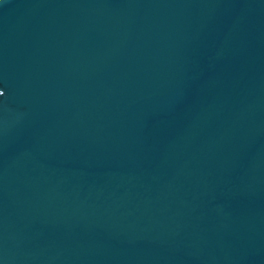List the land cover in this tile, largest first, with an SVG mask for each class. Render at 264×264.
<instances>
[{
	"label": "water",
	"instance_id": "obj_1",
	"mask_svg": "<svg viewBox=\"0 0 264 264\" xmlns=\"http://www.w3.org/2000/svg\"><path fill=\"white\" fill-rule=\"evenodd\" d=\"M0 264H264V0H0Z\"/></svg>",
	"mask_w": 264,
	"mask_h": 264
}]
</instances>
